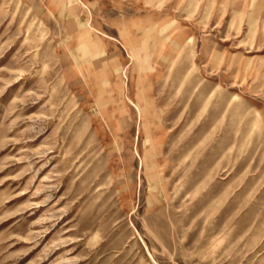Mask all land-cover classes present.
<instances>
[{
    "label": "rangeland",
    "instance_id": "374dc122",
    "mask_svg": "<svg viewBox=\"0 0 264 264\" xmlns=\"http://www.w3.org/2000/svg\"><path fill=\"white\" fill-rule=\"evenodd\" d=\"M0 264H264V0H0Z\"/></svg>",
    "mask_w": 264,
    "mask_h": 264
},
{
    "label": "bare ground",
    "instance_id": "6f19581e",
    "mask_svg": "<svg viewBox=\"0 0 264 264\" xmlns=\"http://www.w3.org/2000/svg\"><path fill=\"white\" fill-rule=\"evenodd\" d=\"M57 1V0H56ZM54 2V1H53ZM54 3H56V2H54ZM70 4V3H69ZM60 5V4H59ZM66 5V4H65ZM64 5V6H65ZM63 6V5H62ZM61 6V7H62ZM96 7V6H95ZM58 8H60L59 6H58ZM58 8H56V9H58ZM62 9V8H61ZM71 9V8H70ZM69 9V10H70ZM61 11V10H60ZM75 23V22H74ZM73 23V24H74ZM83 24V23H82ZM77 24L76 26H74L73 25V27H72V29L73 30H75V31H77L76 32V35H77V40L79 41V43H80V45H81V50L80 51H82L83 50V56L84 57H82V58H85L84 60H85V62H90V61H92L93 60V58L91 57V55L90 54H92V52H95L96 50H98L99 49V42H98V40H97V38H96V40H95V38H93L92 37V33H90L87 29L88 28H86L85 27V25L83 24ZM30 29V28H29ZM143 30H145V28L143 29ZM151 29L149 28V30L148 31H150ZM164 30V29H163ZM171 31V30H170ZM30 32V31H29ZM146 32V31H145ZM169 32V31H168ZM165 33V32H164ZM156 33H153V32H149V33H147V34H144V38L145 39H143V35L141 36L142 37V42H141V45H139L138 47H136L135 49H133V52H132V54H133V56L136 58V59H138L139 58V55H143V59H142V63H144V64H148V63H151V62H154V63H156L158 66H160V67H162V66H165L167 63H169V62H172V61H174V59H175V57H177L178 55H179V53H180V51H181V43H182V41H181V38L180 37H177V36H175V37H173L172 38V42L169 44V46L166 48V49H163V50H165V52H164V54H162L161 56H160V54L158 53V55H157V51L161 48V46H163L164 47V45L162 44L163 43V38L162 37H160L158 34L157 35H155ZM168 35V34H167ZM167 35H165V36H167ZM174 35V30H172V33H171V36H170V39H171V37ZM95 37H96V35H95ZM141 37L140 38H135V40L137 39H141ZM50 38V37H49ZM162 38V39H161ZM166 39V38H165ZM131 40H133V39H131V38H129V39H126V41H128V43L129 42H131ZM152 41V43L151 44H149L150 42L149 41ZM66 41V40H65ZM49 42V41H48ZM133 42V41H132ZM138 42H139V40H138ZM149 42V43H148ZM166 43V42H165ZM129 44H127V46H128ZM168 45V44H167ZM126 46V47H127ZM41 47V46H40ZM78 47H79V45H78ZM162 49V48H161ZM79 51V52H80ZM44 52V51H43ZM127 52V51H126ZM159 52V51H158ZM97 54H99V51H98V53ZM128 54V53H127ZM36 55V54H35ZM34 55V56H35ZM93 55V54H92ZM37 56V55H36ZM97 56V55H96ZM96 56H94V57H96ZM99 56V55H98ZM97 56V57H98ZM141 57V56H140ZM108 58H111V57H108ZM102 59H104V57L102 58ZM100 60H101V58H100ZM133 60V59H132ZM104 61H106V60H104ZM101 62H102V60H101ZM108 63V62H107ZM138 63V62H137ZM112 69H113V71L114 72H116L117 73V70L119 69H117L116 70V63L114 62V61H112ZM155 64V65H156ZM152 65V64H151ZM154 65V66H155ZM98 66V65H97ZM139 66V65H138ZM84 67V66H83ZM122 67V66H121ZM160 69V68H159ZM99 70V69H98ZM106 70V69H105ZM122 70V69H121ZM154 70V69H153ZM112 71V72H113ZM119 71V70H118ZM159 71V70H158ZM190 71V69H188V72ZM95 72V71H94ZM101 72V71H100ZM151 72H152V70H151ZM161 72V71H160ZM92 73V72H91ZM111 73V72H110ZM119 73V72H118ZM158 73V72H157ZM100 74H104V73H100ZM109 73H107V75H108ZM141 74V73H140ZM97 74H95V75H93V77L94 76H96ZM111 75V74H110ZM117 75V74H116ZM121 75V74H120ZM158 75V74H157ZM159 75H160V73H159ZM89 76H90V74H89ZM98 76V75H97ZM105 76H106V74H105ZM138 76H140V75H138ZM153 76H155V75H153ZM82 77V76H81ZM101 77L102 76H100V77H98V78H100V81H101ZM108 77V76H107ZM114 77V76H113ZM142 77V76H141ZM140 77V78H141ZM160 77V76H159ZM106 78V77H105ZM156 78V77H155ZM83 79V78H82ZM89 79V78H88ZM103 79V78H102ZM107 79V78H106ZM111 79V78H110ZM153 79V78H152ZM94 80V79H93ZM97 80V79H96ZM108 80V79H107ZM116 80V79H115ZM17 81V80H16ZM103 81V80H102ZM111 81H112V79H111ZM132 81V80H131ZM86 82V81H85ZM96 82V81H95ZM95 82H92V83H95ZM108 82V81H107ZM139 82V81H138ZM142 82V81H141ZM146 82V81H145ZM166 83V82H165ZM96 84H97V82H96ZM107 84V83H106ZM106 84L104 85V86H106ZM110 85V84H109ZM137 85V84H136ZM141 85V84H140ZM163 85H165V84H163ZM143 86V85H142ZM142 86H140V87H142ZM166 86H167V84H166ZM170 86V85H169ZM94 87V86H93ZM115 88V87H114ZM123 88V87H122ZM159 88V87H158ZM100 89V88H99ZM146 89V88H145ZM157 89V88H156ZM102 90V89H101ZM116 90V89H115ZM118 90V89H117ZM124 90V89H123ZM136 90H138V89H136ZM143 90V89H142ZM147 90V89H146ZM145 90V91H146ZM113 91V90H112ZM144 91V90H143ZM96 92H98L97 90H96ZM115 92H117V91H115ZM122 92V91H121ZM137 92H139V93H142V92H140V90L139 91H137ZM160 92V91H159ZM162 92H164L163 90H162ZM188 92H190V87H188ZM120 93V92H119ZM119 93L118 94H116L117 96L119 95ZM123 93V92H122ZM97 94V93H96ZM100 94V93H99ZM106 94H109V93H106ZM158 94V93H157ZM162 94V93H161ZM94 95V94H93ZM111 95V94H110ZM123 95V94H122ZM143 95V94H142ZM144 96V95H143ZM147 96H149V95H147ZM146 96V97H147ZM150 96H152V95H150ZM161 96V95H160ZM94 97V96H93ZM128 98V101H131V102H133L134 103V105H135V107L136 108H138L139 110H140V108H139V104H138V101L135 103L132 99H131V97L130 96H127ZM139 96H137V100H139L140 99V97L138 98ZM95 98V97H94ZM113 98H115L114 96H113ZM119 98V97H118ZM121 98V97H120ZM123 98V97H122ZM148 98V97H147ZM154 98V97H153ZM152 98V99H153ZM115 99H117V97L115 98ZM114 99V100H115ZM124 99V98H123ZM143 99V98H142ZM151 99V100H152ZM157 99V98H156ZM141 100V99H140ZM139 100V101H140ZM106 101H108V99L106 100ZM109 101H112L111 100V98H110V100ZM107 102V103H111V102ZM161 101V100H160ZM163 101V100H162ZM99 103H100V101H99ZM106 103V102H105ZM35 104V103H34ZM119 104V103H118ZM108 105V104H107ZM106 105V106H107ZM145 105V104H144ZM147 105H149V104H147ZM151 106V105H150ZM157 107V106H156ZM155 107V108H156ZM30 108V107H29ZM122 108V107H121ZM130 108V107H129ZM145 109V108H144ZM147 109H148V106H147ZM157 109V108H156ZM104 110H105V108H104ZM146 110V109H145ZM144 110V111H145ZM102 111V110H101ZM157 111H159V110H157ZM177 111V110H176ZM153 112H155V111H153ZM103 113H106L105 111L103 112ZM102 113V114H103ZM140 113V112H139ZM155 113H157V112H155ZM165 113V112H164ZM145 114V113H144ZM143 114V115H144ZM154 114V113H153ZM166 114V113H165ZM141 115V114H140ZM123 117V116H122ZM165 117V116H164ZM154 118V117H153ZM157 118V117H156ZM159 118V117H158ZM122 119V122L124 121L123 119H124V117L123 118H121ZM142 119V118H141ZM146 119H147V117H146ZM160 119V118H159ZM158 120V119H157ZM144 121V120H143ZM144 123V122H143ZM144 124H146V123H144ZM153 125V124H152ZM159 125V124H158ZM158 125L157 126H155V127H158ZM154 126H152V128H154ZM146 130H147V126H146ZM155 130V129H154ZM151 132V130L149 131V133ZM156 133V132H155ZM151 134V133H150ZM145 135V134H144ZM143 135V136H144ZM154 135V134H153ZM151 137V136H150ZM147 138V137H146ZM149 138V137H148ZM152 138V137H151ZM146 140H149V139H146ZM155 140V139H154ZM151 141H152V139H151ZM157 141V140H156ZM141 142V141H140ZM147 142V141H146ZM153 142V141H152ZM145 144V143H144ZM144 144H143V146H144ZM157 144V143H156ZM160 144V143H159ZM158 144V145H159ZM148 145V144H147ZM151 146H152V144H151ZM151 155V154H150ZM153 156V155H152ZM147 158V157H146ZM156 169H154V171H155ZM153 170H151V172H152ZM153 171V172H154ZM150 172V173H151ZM160 175V174H159ZM153 182V181H152Z\"/></svg>",
    "mask_w": 264,
    "mask_h": 264
}]
</instances>
